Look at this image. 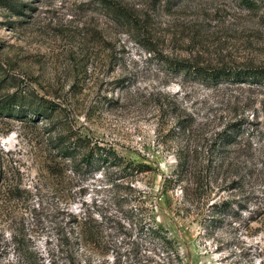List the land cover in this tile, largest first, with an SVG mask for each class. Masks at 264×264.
Masks as SVG:
<instances>
[{"label": "rangeland", "instance_id": "374dc122", "mask_svg": "<svg viewBox=\"0 0 264 264\" xmlns=\"http://www.w3.org/2000/svg\"><path fill=\"white\" fill-rule=\"evenodd\" d=\"M113 1L120 10L102 0H0V99L56 104L51 118L0 108V204L10 206L0 209V264H16V232L42 264H68L49 228L60 181L51 167L71 165L57 153L63 136L111 145L149 167L131 178L138 201L115 167L79 175L68 189L85 201L74 212L90 209L107 230L104 245L78 252L76 264L159 260V241L137 229L130 210L139 199L185 264H264V84L209 87L159 57L264 68V0ZM239 121L237 140L212 150L217 133ZM184 157V180L165 189ZM12 185L21 200L7 198ZM221 201L228 209L215 213Z\"/></svg>", "mask_w": 264, "mask_h": 264}, {"label": "trees", "instance_id": "16d2710c", "mask_svg": "<svg viewBox=\"0 0 264 264\" xmlns=\"http://www.w3.org/2000/svg\"><path fill=\"white\" fill-rule=\"evenodd\" d=\"M249 6H257L254 4V0H242ZM102 3L108 5L111 10H120V7L116 5L113 0H102ZM163 65L171 72L176 74H182L189 76L193 81L204 84L206 86H215L222 83L230 84H264V68L263 67H208L196 65L190 61H182L170 58L168 56H159ZM39 104L35 107L33 105H25L24 98L22 96L12 95L7 99H0V108L6 110L9 116L13 118L21 117L27 110L35 116H46L51 118L54 110H56L54 103L49 102L44 98L39 99ZM42 103V105H40ZM244 121H239L228 126L217 133L213 142L211 143L212 150H223L222 146L233 144L237 140V133L241 132L242 124ZM58 156L62 160L68 159L71 163L70 167L65 169L64 167L55 170V167H51V174L56 178H60L57 182L58 188L56 191V197L58 202L51 213V223L49 227L50 234L53 233V237L57 240V249L60 253L57 255V259H64L68 264H76L75 258L77 253L82 251L86 256L88 253L95 251L97 245H104V240L107 237V230L103 221H100L90 209L84 210L82 213L74 212L72 206L79 205L76 201L74 194L71 195L68 189L76 186V180L79 175L84 174H96L105 168L115 167L120 173V177L127 181L126 188L129 189L131 201H138L141 194L139 190L133 185L131 178L139 173L148 170V165L145 163L129 160L124 157L117 149L111 145L100 144L93 142L89 138L78 137L74 141L66 140L63 137L55 143ZM213 152V151H212ZM180 159L177 163V167L174 170V174L171 177H167L164 182L165 189L171 186L172 183L179 184L185 178L184 168L187 163ZM70 171L71 175H65V172ZM77 175V176H76ZM76 176V177H75ZM172 184V185H174ZM136 191L140 194L136 195ZM6 192L7 198L10 200H21L23 197V190L18 185L8 186ZM60 195V196H59ZM134 196V197H133ZM7 201L6 199H0ZM145 201L139 199L138 207L131 206V213L136 216L137 222L135 223L137 229L142 234L149 235L150 238L157 239L161 245V253H158L159 260L155 264H185L182 256L176 250L174 240L170 238L168 233L151 223L152 218L148 219L145 215L146 207L142 205ZM85 201L81 203L80 208L83 207ZM229 202L221 201L212 204L215 213L225 212L228 209ZM10 206L2 203L0 209H6ZM37 207L34 206L31 209V213L36 214ZM124 227L118 222L117 230ZM120 228V229H119ZM129 231L124 233H130L135 230L132 225ZM123 232V231H122ZM48 235L51 237V235ZM26 234L16 232L12 236L14 243V255H16V264H42L37 254L36 248L26 240ZM28 241V242H27ZM50 242V241H47ZM55 255L54 253H52ZM68 259H71L68 262ZM57 261V260H56ZM149 264V263H146Z\"/></svg>", "mask_w": 264, "mask_h": 264}]
</instances>
